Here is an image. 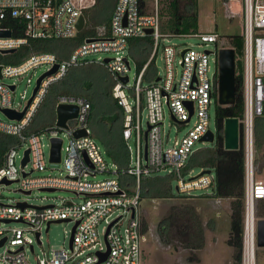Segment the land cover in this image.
<instances>
[{
	"label": "built area",
	"instance_id": "2783aa9c",
	"mask_svg": "<svg viewBox=\"0 0 264 264\" xmlns=\"http://www.w3.org/2000/svg\"><path fill=\"white\" fill-rule=\"evenodd\" d=\"M96 3L97 0H0V31L11 32L10 36H0V49L18 50L31 39H74L80 32V17L85 16ZM242 10L244 119L240 120V143L243 138V264H257L256 211L258 201L264 199V182L258 181L256 177L254 132L256 117L264 116V0H242ZM148 29H153V33L148 34ZM147 35L154 38L152 54L138 70L135 84L130 86V40ZM174 36L197 38L198 49L186 45H163L165 74L160 75L156 70L155 80L143 86L145 71L155 61L161 38ZM89 38L93 40L87 41ZM89 38L64 59H60L55 52L39 51L28 54L17 63H0V110L9 108L19 112L25 110L33 93L28 98L24 93L22 97L26 99L25 102L16 105L13 95L18 87L17 82L29 76L27 80L30 85V75L37 68L47 66L46 71H49L59 64L58 71L43 80L22 119H10L6 114V120L0 118V132L16 138L0 168V187L9 186L3 180H11L18 183V189L23 191L30 190L33 193L35 190L54 188L67 190L74 195L63 199L61 203L44 205L32 204L28 199L18 200L14 204L0 201V223L20 222L27 225L26 229L0 228V241L6 238L0 246L4 249L0 254V264H32L27 247L30 245L32 253H35V249L28 234H34L37 239V233H40L38 243L42 244L43 230L47 229L50 221L58 220L70 222L73 227L77 224L73 243L69 248L53 250L49 257L38 258L37 264H144L146 235L142 225V178L165 172L164 176L172 177V182L176 180L177 196H192L196 190L213 187L216 181L215 169L201 168L199 173L194 174L193 168L188 170L187 166L193 153L200 149L196 148V144L212 130L210 109L213 103L218 104V54L221 48L226 47L221 44L223 36L217 31L200 30L163 33L159 0H116L109 34ZM211 43L216 46L214 51L205 48ZM103 54L108 56L104 57ZM96 55L98 57H94ZM106 58L110 60L106 61ZM211 60L215 63L214 69ZM177 63L181 65L179 75ZM91 64L104 66L114 77L113 95L125 110L123 136L129 156L128 165L124 168L112 163L115 177L100 180L96 179L99 173L113 171L88 125L92 106L86 98L59 96L57 106L61 103L75 104L79 108L77 117L68 121L69 129L57 126L56 118L45 129L28 132L49 85L65 76L70 68ZM121 76H129V82L124 83ZM6 78L14 80L7 83ZM12 86L15 88L12 89ZM188 101L194 102L193 110L187 105ZM144 109L147 110V124L151 126L149 130H145L142 125ZM167 109L170 119L177 123L178 130L186 129L172 143L165 134ZM172 115L179 121L189 122L181 125L172 119ZM83 128L87 135L75 137L74 132ZM45 135L49 138L50 149L53 138L63 139L60 163H63L64 173L61 172L60 176L34 175L36 171L47 169L43 142ZM65 137L68 138L66 146ZM131 140H134V146ZM26 150H29V162L22 167ZM205 170L210 172L202 173ZM30 172V175H24ZM122 175L133 177V184L125 183ZM75 197L82 200L75 201ZM21 202L29 205L22 207ZM126 215L129 219L124 226ZM102 224L103 239L98 230Z\"/></svg>",
	"mask_w": 264,
	"mask_h": 264
},
{
	"label": "trees",
	"instance_id": "16d2710c",
	"mask_svg": "<svg viewBox=\"0 0 264 264\" xmlns=\"http://www.w3.org/2000/svg\"><path fill=\"white\" fill-rule=\"evenodd\" d=\"M162 3V31L197 32L199 31V0H159ZM116 0H97L96 5L85 13L86 25L74 39H31L29 43L11 54L0 53V63H17L28 54L39 51L55 52L60 59L67 58L70 52L89 37L109 34L110 21ZM224 46L236 51V102L231 106L216 105L217 141L212 147L200 148L191 156L187 169L193 167L213 168L217 178L213 184L214 198L230 199V228L228 244L236 249L235 263L243 264L244 231H245V162L243 138L236 150L224 147V122L227 117L244 119L243 69L241 57L243 53V37L241 34L223 37ZM154 45L151 35L130 40V57L140 70L149 60ZM156 68L152 61L145 71L144 79L155 80ZM114 77L102 65H83L70 68L61 79L51 83L48 91L35 114L28 132H39L52 125L57 118L58 98L61 95H75L86 98L91 103L88 125L93 136L105 146L107 154L119 166L128 165V149L123 136L125 110L113 95ZM256 166L260 155H264V116L255 119ZM16 138L0 132V168L4 164L5 155ZM125 183L133 184V177L122 175ZM142 196L145 198L170 199L172 177L164 175L145 176L142 178ZM206 195H202L204 197ZM209 196V195H208ZM257 218H264V199L258 201ZM166 218L161 225V241L171 242L170 222ZM143 230L148 223L142 215Z\"/></svg>",
	"mask_w": 264,
	"mask_h": 264
},
{
	"label": "rangeland",
	"instance_id": "374dc122",
	"mask_svg": "<svg viewBox=\"0 0 264 264\" xmlns=\"http://www.w3.org/2000/svg\"><path fill=\"white\" fill-rule=\"evenodd\" d=\"M160 4V13L162 8ZM199 30L200 31H217L223 37L241 34L243 24V10L242 0H199ZM163 21V19H162ZM163 33H173L170 30L162 31ZM197 38L187 37H165L161 38V46L158 50L154 65L160 75H164L166 71L165 61L163 59V45L176 44L179 47L186 45L198 49ZM222 44V43H221ZM215 44L211 43L207 47L208 50L214 51ZM130 49V46L128 50ZM103 56H108L103 54ZM98 57V55L94 56ZM130 71V86H133L136 81L138 69L132 57ZM214 58V55L212 56ZM242 57H238V60ZM210 64L214 69L215 63L211 60ZM47 66L39 67L30 75L32 83L28 85V77L25 76L18 81L16 93L13 95L16 105L24 103L23 94L27 98L33 93L37 78L43 74ZM178 75L181 73V65L177 63ZM14 79L6 78L5 82L11 83ZM149 81L144 79L143 86H148ZM133 100V97H130ZM167 116L164 121L165 134L170 138L172 143L177 137H181L186 129L178 130L177 123L173 122L169 116V110H166ZM142 125L146 130L147 124V110H143ZM211 119L210 127L216 133L217 141V121H216V105L210 109ZM0 118L6 120L5 113L0 110ZM96 141L101 146V151L109 167L113 172L99 173L96 179L113 178L116 176L115 169L112 166L114 162L110 156L105 152L106 148L96 138ZM214 143L198 142L196 148L212 147ZM44 152L46 155L47 169L45 171H36L37 175L60 176L64 169L63 163H53L49 161V138L45 135L43 138ZM68 143V138L65 137V145ZM134 146V140L130 141ZM31 168V166H29ZM193 173L197 174L201 171V167H193ZM64 173V172H63ZM215 173V171H214ZM162 172L159 175H165ZM257 180L264 182V155H260V162L257 166ZM177 182L173 180V194H177ZM18 183H13L6 187H0V201L4 203L14 204L18 200L28 199L30 203L36 205H44L48 203H61L63 199L74 197L72 192L67 190H35L31 195H25L17 191ZM213 193V188L196 190L192 196H174L170 199L162 198H145L142 202V214L148 223L147 230H145L146 241L144 243V264H233V256L236 254V249L228 244L229 228H230V199L228 198H214L210 196ZM202 195H206L202 197ZM209 195V196H208ZM81 198L75 197V201H81ZM171 217L170 222V236L171 242L163 244L160 241L159 233L161 232V225L166 218ZM129 216H125L124 226L128 223ZM18 227L27 228L26 224L20 222L0 223L1 229ZM104 224L99 226V235L103 239ZM73 224L70 222L52 223L48 232L43 230L42 244H39L35 235L29 233L31 243L34 245L35 253H32L30 245L27 247V253L32 264H37V259L49 257L53 250L70 247V238ZM202 239V241H201ZM205 247L203 250L202 248ZM0 248V254L3 252ZM203 252H202V251ZM264 264V259L258 257L257 264Z\"/></svg>",
	"mask_w": 264,
	"mask_h": 264
},
{
	"label": "water",
	"instance_id": "95a60500",
	"mask_svg": "<svg viewBox=\"0 0 264 264\" xmlns=\"http://www.w3.org/2000/svg\"><path fill=\"white\" fill-rule=\"evenodd\" d=\"M86 24V18L84 15H82L78 22V30L82 31ZM148 34L153 33V29L147 30ZM10 31H0V36H10ZM92 38L87 39V41H92ZM16 49H0L1 53H13ZM109 58H106V61H109ZM129 64L128 59L126 60ZM2 66H0L1 70ZM59 69V64H55L53 68L49 71H46L43 73L37 80V85L34 88L33 95L30 98L27 107L24 111H16L14 109L9 108H3L2 111L10 118V119H22L32 103V100L34 99L35 95L37 94L38 90L41 87V84L43 80L46 77L51 76L52 74L56 73ZM236 51L233 48L230 47H223L219 50L218 54V104L221 106H231L235 104L236 102ZM0 76H2L0 72ZM124 83L129 82V76H121L120 77ZM160 78L157 79V81ZM15 87L12 86V89ZM187 105L192 108H194V102L188 101ZM57 121L56 125L65 129H69L70 126L68 124V121L71 119H75L78 115L79 108L75 104H59L57 106ZM174 121H177L181 125H185L189 122L188 121H179L174 117V115L171 116ZM151 128V126H148V130ZM148 130L145 132L146 140H147V134ZM224 147L227 150H236L240 147V138H241V131H240V119L237 117H227L224 122ZM87 135V131L85 128L79 129L74 132V136L79 138L81 136ZM52 146L50 149V161L53 163H60L62 161V146H63V139L62 138H53L52 140ZM216 141V134L214 131H209L204 137L201 138V142H207V143H214ZM86 155V153H85ZM87 157V156H86ZM29 162V150H26L25 157L22 160V167L26 166V164ZM210 170H205L202 173H209ZM30 173H25L24 175H30ZM3 182L6 185H11L14 183V181L11 180H3ZM41 190L46 191H55L54 188H44ZM17 191L22 192L26 195H31L32 191H23L21 189H18ZM20 205L22 207H26L29 204L27 202H21ZM134 215V211H133ZM7 222H11V220H7ZM63 222L62 220L58 221H50L48 223V227L46 231H49L50 225L52 223H58ZM66 222V221H65ZM77 224L72 228V234L70 238V244L73 243V236L75 232ZM40 233H37V241L40 242L39 239ZM6 241V238H3L0 241V246H2ZM256 247L257 248H264V218H257L256 220ZM33 249V247H32ZM109 253V251L104 254L106 256Z\"/></svg>",
	"mask_w": 264,
	"mask_h": 264
},
{
	"label": "crops",
	"instance_id": "0c3cea01",
	"mask_svg": "<svg viewBox=\"0 0 264 264\" xmlns=\"http://www.w3.org/2000/svg\"><path fill=\"white\" fill-rule=\"evenodd\" d=\"M258 257L260 259H264V248H256V260L258 259ZM261 264H263L262 261Z\"/></svg>",
	"mask_w": 264,
	"mask_h": 264
},
{
	"label": "flooded vegetation",
	"instance_id": "af4514ba",
	"mask_svg": "<svg viewBox=\"0 0 264 264\" xmlns=\"http://www.w3.org/2000/svg\"><path fill=\"white\" fill-rule=\"evenodd\" d=\"M159 235H160L159 238H160V241H161V238H162V237H161V233H159ZM201 241H202V239H201ZM161 242H162V241H161ZM204 248H205V247H203L202 250H203ZM202 250H201V251H202ZM202 252H203V251H202ZM235 260H236V258H235V255H234V256H233V264L235 263Z\"/></svg>",
	"mask_w": 264,
	"mask_h": 264
},
{
	"label": "bare ground",
	"instance_id": "6f19581e",
	"mask_svg": "<svg viewBox=\"0 0 264 264\" xmlns=\"http://www.w3.org/2000/svg\"><path fill=\"white\" fill-rule=\"evenodd\" d=\"M250 223H251V218H250ZM250 223H249V224H250Z\"/></svg>",
	"mask_w": 264,
	"mask_h": 264
},
{
	"label": "clouds",
	"instance_id": "9594fccd",
	"mask_svg": "<svg viewBox=\"0 0 264 264\" xmlns=\"http://www.w3.org/2000/svg\"><path fill=\"white\" fill-rule=\"evenodd\" d=\"M257 248V247H256Z\"/></svg>",
	"mask_w": 264,
	"mask_h": 264
}]
</instances>
